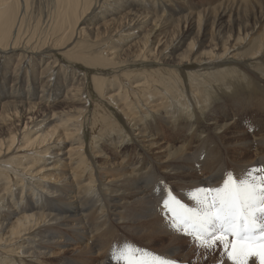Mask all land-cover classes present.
I'll return each instance as SVG.
<instances>
[{"label":"bare ground","instance_id":"bare-ground-1","mask_svg":"<svg viewBox=\"0 0 264 264\" xmlns=\"http://www.w3.org/2000/svg\"><path fill=\"white\" fill-rule=\"evenodd\" d=\"M30 1L0 0V254L5 256L0 258V264H10L7 258L14 257L22 263L25 259L36 261L33 259L53 256L52 249L62 247L71 249L75 258H65L63 264H110V247L122 239L121 229L145 236L148 225L171 227L162 206V197L169 188L159 183V165L164 164L162 172L170 169L178 175L173 193L192 207L196 203L188 195L190 191L197 186H217L228 172L239 171L234 174L237 179L249 173L264 175L260 171L264 169L261 118H255L261 123L255 134L257 141L235 147L221 145L219 140L235 120L229 122L226 115H213L207 123L210 131H206L185 110L184 102L173 100L172 105L166 104L175 84L162 82L151 69H136L172 59L173 63L184 61L192 67L222 64L223 58L239 50L253 31L248 23L237 21L239 1L221 4L215 13L203 7L170 19L164 11L174 0H52L44 30H38V24L34 29L27 28ZM253 11L254 25L258 20ZM149 25L150 29L143 33ZM169 27H173L170 32L166 31ZM236 27L237 33L233 34ZM124 41L128 42L125 48ZM119 48H133V55L120 59ZM233 55L235 60L264 62V40L252 56L246 55L247 59L239 53ZM76 63L95 71L91 80L99 94L98 101L88 100L92 96L88 75L71 65ZM108 69L114 72L107 75ZM231 71L232 67L228 72ZM230 73L226 82L235 90L242 79ZM228 74L220 73L215 79ZM176 75L170 73L174 83ZM203 87L193 91L192 97L198 92L207 95L204 106L210 109L219 86L207 82ZM252 93L251 105L264 112V90L254 87ZM155 95H161L162 100L152 103ZM175 96H182L179 89ZM100 100L117 112L105 110L106 119ZM89 103L95 105L93 114ZM232 104L237 105V101ZM144 106V114L139 115ZM89 113L92 125L88 131L85 126ZM109 118L116 125L107 124ZM224 118L226 122L221 123ZM162 123L172 128L173 140L181 138L182 142L173 147V155L154 159L148 153L160 147ZM104 143L114 152L124 149L122 159L111 161ZM255 143L258 147L253 146L257 147L254 156L244 155L239 164L226 156V150L239 151ZM197 164L201 169L194 172ZM170 230L165 235L148 236L147 244L154 245L172 233L168 246L173 245L174 260L190 239L177 229ZM131 240L127 242L135 245ZM191 242L185 261L206 250ZM216 253L208 252L220 263L234 264L224 249ZM248 264H260V260L252 257Z\"/></svg>","mask_w":264,"mask_h":264},{"label":"rangeland","instance_id":"rangeland-1","mask_svg":"<svg viewBox=\"0 0 264 264\" xmlns=\"http://www.w3.org/2000/svg\"><path fill=\"white\" fill-rule=\"evenodd\" d=\"M49 1H50V3H49ZM217 1H219L218 2V3H220L219 5H218ZM235 1H239L238 4L236 5V7L238 8L237 13L235 15L237 17V21H239V23H242V25H245L246 23H248L249 28H250L249 30L252 31V29H253V31L249 35V38L248 39L246 38L239 45V50L237 49V50L233 51V53L226 55L225 56L226 58L225 57L223 58L225 62H222V64L220 63L218 66L205 64V65H198V67H192L191 65H188L184 61H183L184 62L183 63V62H179L177 60L173 63V59H172L171 61H169V63L155 62L152 65L146 66V68L142 67V66L136 67V69H138V70L139 69L140 70L141 69H149V70L151 69V71L155 72L154 73L155 77L157 76L158 79L162 78V79H160L162 82L166 81V82H170V83H166V84H171V83H172V85L175 84V87L171 88L173 91H170V93H169L170 95H168V99L165 100L167 102L166 104L172 105L173 100L174 101L180 100V101L184 102L185 104H183V106L185 107V110H187V112L190 111L189 113L194 115V118H196L197 121L200 122L202 127L203 126L205 127L206 131H210L208 129H210L211 126H209L207 123L209 122V119L211 117H213V115H215V117H217V118L225 117L224 115H226V116H228L227 119L229 122L231 120H235L236 123L234 125H232V127L227 132H224V137L219 140V143L221 145L232 144V145H234L233 147H235L239 144H242V145L246 144L247 145V143L249 141L256 140L255 134L260 129L261 123H258V120H255V118H261V121H264V112H262L261 110L257 109L253 105H251L253 88L257 87V88L264 90V80H263L264 79V65H263L264 62H259L258 59L255 61L242 60V59L241 60H235L233 57L234 53H239L243 57V59H245V58L247 59V56H252V53L255 52L257 47H259L261 42L264 40V16H263V14H264V0H261V1L260 0H252V1L251 0H246V1L245 0L244 1H240V0H174V3L170 7H167L166 11H164L166 16H168V18L173 19V17L177 18L180 15L187 14L190 11H198L199 9H201L203 7H209L210 10L213 11V13H215V10H217V8L221 4L232 5L233 2H235ZM244 3H245V5H244ZM30 4H31L30 8H29L30 18H29V21L27 24V28L30 30L34 29L35 26H37V24H38L39 25L38 30L46 29V27H47L46 22H44V21H45V17L47 16L46 14H48L53 8V5H52L53 1L52 0H32V1H30ZM183 4H185V5H183ZM184 6H186V7H184ZM253 10H255V12L257 13L256 17L258 20V23L257 24L255 23L254 25H253V21H254L253 20V18H254V11ZM39 12H40V14H39ZM42 14H43V16H42ZM247 15H248V17H247ZM35 16H37V17H35ZM41 21H42V23H41ZM227 22L228 21L226 19V21L224 23L226 24ZM29 23H30V25H29ZM261 25H262V28H261ZM150 27H151V25L147 26L144 29L143 33L145 31H147L148 29H150ZM171 30H173V27H169L166 29V31H168V32H170ZM236 30H237V27H236V29H233V34L237 33ZM45 32H46V30H45ZM253 40H255V41L252 42ZM250 43H252V44H250ZM127 44H128V42L124 41L122 43V47L123 48L127 47ZM116 45H118V44H116ZM120 49L121 48H119V50ZM129 49L128 50H124V49L120 50V54H118L120 59H128V57L130 55H133L134 49L133 48H129ZM172 49H173V44L171 46V50ZM245 49H246V51H244ZM248 49L250 50L249 52H248ZM177 55H178V53H177ZM171 58H173V57H171ZM251 62H253V63H251ZM257 64H259V65L257 66ZM71 65L73 67H76V69H81V70H84L87 72L88 83L90 85L89 87H90V90L92 91L91 92L92 96H90L89 97L90 99H88V100L90 102H93L94 100H95V102L98 101L99 100V94L93 88L92 80H91V76L94 74L95 71L87 70V68L80 63L71 64ZM225 66L229 67V69H225L226 68ZM231 67L233 69V71H231L232 73L228 72V70H230ZM257 69H258V71H257ZM234 70H236V71H234ZM109 71L114 72L113 69H108L107 75L112 74ZM221 71H223V72H221ZM233 72H235L234 75L236 77H241V79H242L240 81V86L235 88V90L233 89L234 87L232 85H231L232 87H230L228 82H226V80H228V76H229L228 73L233 74ZM170 73L171 74L174 73L175 75L178 74V75H176L177 78L175 80L178 83L173 82V78L170 76ZM220 73H224V74H228V75L224 78H222V76H221L219 79H215L216 77L220 76ZM192 74H193V76L191 77ZM167 75H168V77H167ZM167 78H169L170 81L169 80L167 81ZM180 82H181V84H180ZM185 82H186V84H185ZM207 82L208 83L213 82L215 85L219 86V89L213 93V101H211L213 103V104H211L213 107V108L211 107L212 109L211 108L209 109V107L204 106V104H206L205 101L208 98L207 95H205V94L202 95V94H200V92H198V94L194 98L192 97L193 91L196 92V89L200 88V87L203 89L204 88L203 85H206ZM157 84L160 85L161 82H157ZM177 85H178V89H179V94H180V92L182 94V96H179V97H177L178 95L175 96V94L177 93V90H178L176 87ZM182 85L183 86L185 85L184 88ZM242 86H244V87H242ZM185 91H186V93H185ZM38 94H39V92L38 93L36 92V95H38ZM240 96H241V98H240ZM161 100H162L161 95L160 96L155 95L153 97V99L151 98L152 103H155V101L160 102ZM196 101H198V102L196 103ZM234 101H237V105L232 104ZM100 102H101V100H100ZM101 105L103 107H101L100 110H103L104 114H105V110L109 113L110 112H115V113L117 112V110L109 103L102 101ZM145 107L146 106L141 107L142 111L139 112V115L144 114L143 109H145ZM253 107L255 110L253 109ZM202 108H204V110ZM89 110H90L91 114H93L95 112L94 110H96V108H95L94 103L93 104L89 103ZM100 113H101V111H100ZM91 114L89 113L88 121L86 122V126H85V128L88 131L91 130V125H92L91 124L92 123V120H91L92 115ZM117 116L118 115H116V117ZM218 116H220V117H218ZM105 117H106V119H108V115H106ZM112 120H110V118H109V120H107V124L112 125V126L116 125L115 122H113V124H112ZM224 122H226V118H224L223 122H221V123H224ZM160 129H161L160 130L161 133H160V137H159L161 140L160 141V147H158V146H157V148L154 147V148H152L153 151L151 149V150H149V153H148L149 156L150 157L152 156L151 158H154V159H157V158L163 159V158L167 157L168 154L173 155V147L180 146V144L182 142L181 138L173 140V130L168 123H166V124L162 123L160 126ZM231 129H233V130H231ZM234 130H235V132H234ZM241 130H243V131L241 132ZM121 131L122 130H119V133L122 134ZM126 132L127 131L124 130V133H126ZM232 142H234V143H232ZM104 144H103V147H105V152L111 161L116 162V161H120L122 159L123 156L121 157L120 155L125 154L124 149H122L120 152H114L113 150H111L109 148L108 145H106V144L104 145ZM138 145H140V144H137V146ZM253 146L258 147V144L255 143L254 145H250L249 148L243 147V149L239 150V151L232 150L231 152H228L225 149L226 150V156L230 157L231 161L232 162L234 161L233 163L238 162V164H239L240 159H242L244 155L247 154L246 156H254V151L255 152L257 151V147H253ZM154 150H155V152H154ZM218 152H220V150H218ZM162 155H164V156L162 157ZM237 156H239V157H237ZM100 161H103V159L101 158ZM159 166L160 167L158 169V173L160 176H158V178L161 180L159 183L163 184L165 187H168L173 192V182L178 179V175H173V170L170 171V169H168L167 172H162L164 170L163 169L164 164H163V166L162 165H159ZM231 167L236 168V167H233L232 164H231ZM193 169H194V172H198L201 169V165L197 164L193 167ZM184 170L186 172H190L191 169L185 168ZM230 170H232V169H230ZM234 174H240V173H239V171H237L236 173H233V175ZM197 175L201 176L198 173H197ZM235 177H237V176H235ZM183 179H186V178H183ZM170 228L173 230L172 226L169 227V224H166L165 226H161L159 224L148 225L146 227L147 232L144 231V233L146 232V234L143 233L145 236H142L141 234L136 235V236L133 234L131 235L130 232L121 229L120 236L122 237V239L119 240V242L117 243L118 244L117 246L112 245L110 247V251H109L110 264H118V262L113 261L111 259V250L114 247H122L123 243L130 241L132 237H134V238L131 241H133V243H135L136 246L143 248V249L150 250L153 253L164 256L167 259L173 260V255L176 252L173 251V247H172L173 245L168 246L169 241L173 237L172 233L168 237L163 238L164 240H161L160 242H158L154 245H153V242H152V244H149V243L147 244V242L149 241V237H151V235H155V236L156 235H158V236L165 235L166 232L171 231ZM155 231L156 232L159 231V232L156 234ZM149 232L152 234H150ZM72 237H74V235ZM136 237H138V238H136ZM140 237L145 238V239H143V240L139 239ZM185 237L190 239V241L188 242L187 246L184 249L179 250L178 254H176L174 256L175 259L173 261H175L176 264H223V263H220L218 260L216 261L215 258H213L214 259L213 260L208 254L209 251L213 254H217L216 250H218V249L221 250V249H223V247L222 248L217 247V248L212 249V250L206 249L199 256L195 255L194 257H192V256L186 257L187 260L185 261L184 255H186V253H189L190 248L193 246V244L191 242V238L188 237L187 235H185ZM70 250L71 249H68L67 247L53 248L52 252H54V253H53V256H50V257L33 259L36 261H32V262H27V259L24 258L25 259L24 261H26V262H23V263L20 262V260H21L20 258L14 257V258H7V262H10V264H14V263H17V264H20V263H22V264H63V260L65 258H69L70 260L75 259L73 251L71 250L72 251L71 252ZM93 255L96 257L97 253L93 254ZM1 257H3L5 259V256H3V255L1 256V254H0V258ZM12 257H13V255H12ZM3 258H1V259H3ZM96 263L97 262H95L94 264H96Z\"/></svg>","mask_w":264,"mask_h":264},{"label":"snow or ice","instance_id":"snow-or-ice-1","mask_svg":"<svg viewBox=\"0 0 264 264\" xmlns=\"http://www.w3.org/2000/svg\"><path fill=\"white\" fill-rule=\"evenodd\" d=\"M188 195L196 207L184 203L171 189L162 197L174 229L200 248L223 247L234 264H248L252 257L264 264V175L249 173L237 179L228 172L219 185L197 186ZM111 259L118 264H176L130 242L114 247Z\"/></svg>","mask_w":264,"mask_h":264}]
</instances>
